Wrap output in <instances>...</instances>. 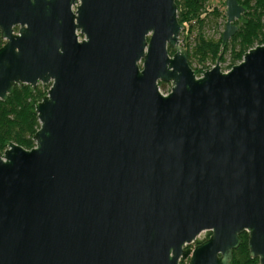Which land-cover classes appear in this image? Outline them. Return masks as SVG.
<instances>
[{"label":"water","instance_id":"95a60500","mask_svg":"<svg viewBox=\"0 0 264 264\" xmlns=\"http://www.w3.org/2000/svg\"><path fill=\"white\" fill-rule=\"evenodd\" d=\"M182 28L175 0H0V100L49 86L0 153V264H231L244 232L264 264V44L196 76Z\"/></svg>","mask_w":264,"mask_h":264},{"label":"trees","instance_id":"16d2710c","mask_svg":"<svg viewBox=\"0 0 264 264\" xmlns=\"http://www.w3.org/2000/svg\"><path fill=\"white\" fill-rule=\"evenodd\" d=\"M208 0H175L177 16L183 28L180 33L187 38L195 27H201L206 20L209 10L206 8ZM245 8L239 20L236 33L222 45L221 35L217 39H206L201 33L195 36L193 47L183 42L188 51V63L196 59L204 66L208 60L225 61V54L229 53L231 65L237 64L244 53L250 48L264 44V0H238ZM214 15L217 13L213 9ZM212 13V14H213ZM4 40L0 37V46ZM173 53V50H172ZM194 71L202 69L192 68ZM44 86L37 85L33 90L28 85H15L5 101L0 100V151L5 149L7 141L30 149L34 147L33 135L39 128V121L34 108V102L44 95ZM210 235V233H209ZM241 243L233 251L231 264H256L257 259L251 258L247 248V233L240 234ZM202 241H199L200 243ZM184 264V263H183Z\"/></svg>","mask_w":264,"mask_h":264},{"label":"rangeland","instance_id":"374dc122","mask_svg":"<svg viewBox=\"0 0 264 264\" xmlns=\"http://www.w3.org/2000/svg\"><path fill=\"white\" fill-rule=\"evenodd\" d=\"M206 8L209 10L208 15L206 16V20L204 21V24L201 27H195V29L192 30L191 35H187V38L185 39L184 35L181 37L179 36V41H180V45L183 46L182 40L183 42L188 43L189 47H193L194 42H195V36L198 33H201L204 38L206 39H217L219 38V36L221 35V33H223L224 28H225V22H226V6H225V0H208L206 3ZM213 9H216V14L214 15V13L212 12ZM213 13V14H212ZM237 25V24H236ZM238 26V25H237ZM181 33V32H180ZM83 38L82 35L79 36V39ZM184 47V46H183ZM185 48V47H184ZM170 54H172V49H169ZM225 61H219V65H220V69L223 72H226L227 70H229L231 67V57L229 53H226L225 56ZM215 64V61L212 60H208L204 66H201V64H198L196 59L192 60L191 63V68H196V69H209L211 68L213 65ZM194 70V69H193ZM202 71H194L196 76H200ZM37 85H40L41 87V83H38ZM44 86V94L47 92L48 89V85H42ZM158 86H159V90L162 94H167L171 87L172 84L171 82H163V81H158ZM2 151H0V153H2ZM209 233L208 231L202 232L193 243L188 244L185 246V248H193L195 245L198 244L199 241H203L206 238L209 237ZM188 262L187 259L185 260H180L179 264H186Z\"/></svg>","mask_w":264,"mask_h":264},{"label":"flooded vegetation","instance_id":"af4514ba","mask_svg":"<svg viewBox=\"0 0 264 264\" xmlns=\"http://www.w3.org/2000/svg\"><path fill=\"white\" fill-rule=\"evenodd\" d=\"M72 9L74 10L75 6H73ZM14 29H15V31H17L18 27H15Z\"/></svg>","mask_w":264,"mask_h":264}]
</instances>
